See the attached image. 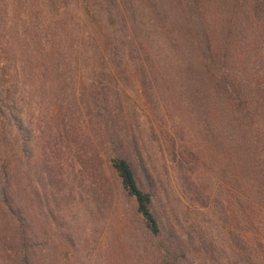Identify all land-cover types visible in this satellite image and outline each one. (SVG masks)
<instances>
[{"label":"trees","instance_id":"trees-1","mask_svg":"<svg viewBox=\"0 0 264 264\" xmlns=\"http://www.w3.org/2000/svg\"><path fill=\"white\" fill-rule=\"evenodd\" d=\"M256 7L248 0H0V216L5 217L0 264L14 259L16 264H37L28 214L16 208L11 195L14 183L25 179L29 184L31 169L34 126L24 119L22 105L35 91L48 97L49 73L64 76L81 57V69L88 68L90 75L114 76L132 69L142 77L140 91L149 100L173 98L175 82L167 76L176 68L180 88L192 99L189 116L196 124L189 146L181 141L178 169L191 156L198 165L216 170L225 216L232 222L227 223V249L234 250L238 237V262L264 264V84L252 81L258 71L244 61L236 80L226 57L233 45L238 61L245 55L252 63L259 58L253 42L244 45L246 52H237L232 20L237 17L250 26ZM261 26L264 20L248 36L262 43L264 74ZM151 32L163 43L154 42ZM253 50L257 56H250ZM156 74L163 75V90L150 80ZM121 110L107 104L97 114L106 164L133 199L162 264H178L183 259L180 235L156 211L154 181L145 162L148 139L153 136L155 142L156 135L148 125L116 120ZM180 176L188 181L186 174Z\"/></svg>","mask_w":264,"mask_h":264},{"label":"rangeland","instance_id":"rangeland-1","mask_svg":"<svg viewBox=\"0 0 264 264\" xmlns=\"http://www.w3.org/2000/svg\"><path fill=\"white\" fill-rule=\"evenodd\" d=\"M248 2L256 4L255 14L251 15L252 21L249 19L250 26L233 17L234 41L238 42V53L253 42L259 58L252 63L245 55L238 61L233 45L227 49L226 57L236 80L240 79V62L244 61L245 66L258 71L252 81L264 84L263 66L259 63L262 43L258 37L252 41L248 36L264 20V0ZM141 21L147 29L146 17L142 16ZM151 36L157 44L164 41L155 33L151 32ZM255 52L250 56H257ZM82 62L81 57L78 63L69 64L64 76L56 71L49 73L47 80L52 86H48V97L35 91L32 100L22 105L24 119L30 118L34 126L31 169L29 184L25 179L14 183L11 195L16 208L28 214L37 264H162L163 257L144 231L133 199L125 194L106 164L98 140L97 114L107 104L110 109H122L116 113V120L148 125L147 129L152 128L156 135L155 142L153 136L148 139L150 154L145 162L154 181L156 211L180 235L183 259L178 264H241L237 259L242 246L238 237L234 250L227 249V223L232 222L224 212L221 176L211 165H198L191 156L178 169L181 141L189 146L196 124L192 125L189 116L192 99L180 88L176 68L167 76L175 82L173 98L166 95L149 100L140 91L142 77L132 69L114 76L97 71L90 75L88 68L81 69ZM173 65L177 66L175 62ZM168 72L166 69L163 75ZM163 75L150 76L161 90L166 88ZM172 137L174 147L169 141ZM180 172L188 181L181 180ZM4 218L0 216L2 235Z\"/></svg>","mask_w":264,"mask_h":264}]
</instances>
